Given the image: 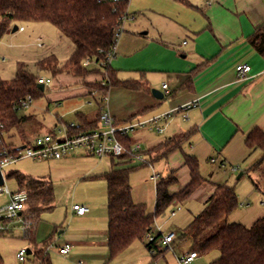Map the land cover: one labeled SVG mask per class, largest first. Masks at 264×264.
<instances>
[{
	"label": "crops",
	"instance_id": "0c3cea01",
	"mask_svg": "<svg viewBox=\"0 0 264 264\" xmlns=\"http://www.w3.org/2000/svg\"><path fill=\"white\" fill-rule=\"evenodd\" d=\"M126 14L110 67L117 80L135 81L141 87L113 86L114 89L110 90V108L115 124L146 121L196 101L195 106L175 112L163 132L146 125L141 127L146 130L145 135L134 139L128 136V139L132 144L142 141L152 161L165 159L164 166L168 169L164 177L173 176L177 181L170 186L171 193L181 190L190 180L189 170L184 165L185 155L193 156L197 161L206 160L224 171V174L208 172V175L203 172L204 181L186 201L173 204L197 207L195 211L202 207L190 216L189 224L203 210L217 184L230 185L227 175L237 171H231L230 167L227 169L226 162L242 161L256 150L246 146L247 133L254 127L264 132V56L249 43L255 30L264 24V0H129ZM242 63L249 64L251 70L244 78H239L236 66ZM72 77L82 84L81 90L74 95H88L96 101V94L86 83L98 81V73ZM163 84H166V89H163ZM154 88L163 93L162 99L153 96ZM34 121H37L35 115ZM180 138L183 141L179 148L166 151L168 147L163 143ZM79 153L80 157L54 160L53 164L90 161L93 167L86 169L84 166L86 170L77 176L103 181V195L84 202L82 205L88 211L83 215L75 214L71 207L66 209L70 214L69 226L58 234H61L60 246L69 243L70 250L65 255L58 252L57 255L72 264L79 260L85 264H116L122 254L110 259L107 182L102 175L116 168L131 167L125 166L131 159L110 157V160L100 158L96 161L82 157L93 156L91 154ZM221 163L225 166L221 167ZM159 175L162 176L161 173ZM33 177L51 182L46 176ZM52 194L54 203V192ZM154 205L155 198L153 210ZM146 214L154 213L146 211ZM23 215L31 217L26 213ZM32 220L30 231L34 242L24 236L33 244L34 252L40 246L35 242L39 234V216ZM74 223L80 227L73 228ZM131 248L133 255L140 250L143 253L144 249L149 251L144 240L133 241L127 249ZM26 250L33 254L30 249ZM33 262L37 264L35 258Z\"/></svg>",
	"mask_w": 264,
	"mask_h": 264
},
{
	"label": "trees",
	"instance_id": "16d2710c",
	"mask_svg": "<svg viewBox=\"0 0 264 264\" xmlns=\"http://www.w3.org/2000/svg\"><path fill=\"white\" fill-rule=\"evenodd\" d=\"M126 6V0H0V37L11 31L18 22L47 21L73 44V51L65 68L72 70L74 76H85L90 72L100 76L98 81L86 83L90 90L101 94L113 86L139 89L141 85L138 82L117 80L110 66L103 72L88 70L81 65L83 59L100 56L99 50H107L112 45L115 30L120 17L126 12ZM249 43L264 56V24L255 30ZM37 65L41 70L51 71L53 74L62 71L53 56L39 60ZM105 73L106 78L103 77ZM101 79L107 80L105 86L100 84ZM36 80L33 74L22 67L10 81L0 79V159L4 151L14 154L23 145L31 142L24 134L25 127L33 120V116L19 114L14 105L26 95H31L33 99L40 95ZM77 116L78 123L72 132L94 130L99 122V108L92 116ZM14 136L20 137V146L6 141V138ZM119 140L127 149L133 145L128 135L120 136ZM182 141V138L169 140L163 145L168 147L166 151H170L179 148ZM245 144L251 150L260 149L263 152L262 158L249 169L256 171L264 161L262 129L254 127L249 131ZM118 158L131 159L126 153ZM184 165L189 170L190 180L178 192L171 193L169 190L170 186L177 182L173 176L160 177L156 183L153 215H147L145 206L132 200L129 183L132 167L116 168L102 175L107 182L110 259L117 257L133 241L144 240L145 233L152 228L155 216L164 212L170 205L185 202L204 181L195 157L185 155ZM5 178H14L18 189L26 191L28 200L24 213L32 218L36 219L43 210L53 207V188L49 180L34 178L18 171L7 173ZM237 205L234 188L225 183L217 184L214 192L205 201L203 210L183 229L180 238L190 240L191 249L198 254L218 250L219 257L212 264H264V215L249 227L230 222L229 216ZM30 230L31 228L25 232V236L30 242H34ZM144 242L153 257L168 249L161 245L160 232L154 233L152 242ZM33 255L37 264H52L46 248L42 245ZM0 264H3L1 256Z\"/></svg>",
	"mask_w": 264,
	"mask_h": 264
},
{
	"label": "rangeland",
	"instance_id": "374dc122",
	"mask_svg": "<svg viewBox=\"0 0 264 264\" xmlns=\"http://www.w3.org/2000/svg\"><path fill=\"white\" fill-rule=\"evenodd\" d=\"M127 1L129 2V0ZM16 26L18 28L23 27V30L8 31L0 37V79L10 81L21 67L36 78H49L51 83L43 87L40 95L33 99V102L26 110H19L18 113L35 115L37 118V121L33 122L32 120L25 127L24 135L29 140L32 141L36 135L48 133L52 130L55 131L57 136H61L57 129H62L71 123L76 124L78 122V114L95 113L98 110L96 101L99 103L101 96L96 94L97 98L95 101L88 95H74L81 90L82 84L72 79V70L68 71L65 68L68 64L73 44L53 24L47 21H23L18 22ZM51 56H53L56 65L62 68L60 73L53 74L51 71L41 70L38 67L37 63L39 60ZM87 69L91 70L92 67ZM111 89L114 88L112 87L108 90L107 105L112 116L110 108ZM95 130L98 132L105 131L107 127L98 124ZM145 133L146 130H142L140 127L129 131L127 135L129 138H136L145 135ZM6 141L13 142L17 146L22 143L19 136L6 138ZM134 144L140 147L142 160L144 161L131 158V161L125 165L133 168L129 176L132 200L135 203L144 204L146 211L152 214L154 213L153 204L155 198V184L151 179L153 170L161 173V177H164L168 168L164 166V158L153 161L150 159L149 154L146 152L147 146L142 141ZM79 152L62 160L80 157ZM262 155V151L256 149L242 161L226 162L227 169L230 166L238 167L237 173L227 175L229 176L227 181L234 188L238 200L237 207L231 212L229 217L231 222L249 227L256 219L264 215V161L258 170H249L262 158ZM82 157L96 161L100 159L96 156L83 155ZM102 159L110 160V157H102ZM53 162L54 160L32 161L30 159H21L8 166L5 169V175L11 171H18L32 177L37 175L50 178L53 185L54 205L52 209L43 210L39 214L38 237L40 235L41 238L38 239L36 237L35 242L47 249L52 264H72L69 260L67 261L57 255L60 247L59 238L61 237L58 232L67 229L69 226L70 214L66 213V209L69 210L74 204L82 205L88 200L101 197L103 195V185H101L103 181L96 178L83 179L84 176H77L79 172L93 167L90 161L77 164L70 162L64 165H54ZM198 164L201 175L203 172L206 175H208V172L224 174L223 170H218L214 166L215 164L213 165L206 160H200ZM84 166L86 169H84ZM241 172L243 175L236 180V177ZM4 185L11 192L18 190L14 178H5ZM106 194L107 189L105 191ZM8 200L7 195H0V210L4 208ZM195 208L197 207L170 205L164 212L154 217L153 226L162 233V236L168 232H173L175 235V243L170 245L164 253L156 254L157 256L153 257L150 251L144 249L145 253L140 250L133 255L131 254L132 248L127 249V247L121 252L122 255L117 259L116 264H179L177 258H180L183 253L189 252L192 248L190 240L180 239L179 236L188 221H190V216L195 215L202 209L201 207L198 211H195ZM172 211L175 212L174 215H171ZM9 225L8 232L0 233V256L3 264H34L33 254H27L24 261H19L16 256L20 249H30L33 253V244L24 236L23 217L11 220ZM72 226L76 229L80 227L75 223ZM218 257L219 251L212 250L206 254H199V258L191 264H212Z\"/></svg>",
	"mask_w": 264,
	"mask_h": 264
},
{
	"label": "built area",
	"instance_id": "2783aa9c",
	"mask_svg": "<svg viewBox=\"0 0 264 264\" xmlns=\"http://www.w3.org/2000/svg\"><path fill=\"white\" fill-rule=\"evenodd\" d=\"M108 1V0H99ZM113 2L119 0H111ZM127 18L126 12L120 17L119 24L114 33L113 43L107 50H99L100 56L87 57L81 62L82 67L89 68L92 67L94 70H99L105 72V69L110 66L112 59L115 56V46L119 39V36L123 29V23ZM18 31H22L23 27L17 28ZM251 70V67L247 63H242L236 66V72L239 78H244ZM103 77H107L106 73ZM107 80L101 79L100 84L102 86L106 85ZM37 85L42 84L43 87L51 83L49 78L38 77L36 80ZM163 89H166V84H163ZM96 94V91H92ZM108 91L101 93V99L99 102V125L106 126L107 130L98 132L95 129L84 131L80 133L72 132L75 124L64 126L62 129H57V132L61 136H57L54 130L48 133H43L36 135L29 144L23 145L16 153L10 154L6 151L2 153L0 159V174L3 183L0 185V195L5 194L8 196L9 200L7 204L0 210V233L9 231V222L13 219H21L23 217L24 232L31 228L33 225V220L31 217L23 215L26 210L28 195L25 190H17L16 192H11L5 185V169L14 164L21 159H30L32 161H48V160H59L68 156H71L79 151L86 152L93 156L102 157H113L117 158L123 154H128L130 158L142 160V151L138 145L133 144L130 148H126L119 140L120 136L127 135L129 131H133L140 127L146 125H151L157 132H163L167 121L173 116L175 112L182 111L189 108L190 106H195L196 101L191 104H184L177 108H173L168 112H165L159 116L151 118L146 121H133L128 122L123 125H117L114 122L113 116L110 115L107 100ZM33 102V97L31 95H26L23 99L19 100L14 106L17 110H26ZM56 127V126H55ZM214 161V160H212ZM221 167L225 166V163L220 164ZM231 171H237V166H230ZM151 179L156 184L160 179L159 173L153 170ZM71 210L77 215H83L88 211V208L83 205L74 204L71 206ZM175 212L172 211L171 215ZM160 232L152 225V228L147 231L144 235V240L147 242H152L154 240V233ZM161 233V232H160ZM175 235L173 232H168L162 236L161 233V245L169 248L174 242ZM47 250V249H46ZM70 250V244L65 243L59 247L58 253L65 255ZM27 255L26 249H20L17 253V259L19 261H24ZM199 257L197 251L190 250L185 252L178 259L179 264H191ZM77 264H85L83 261L79 260Z\"/></svg>",
	"mask_w": 264,
	"mask_h": 264
},
{
	"label": "water",
	"instance_id": "95a60500",
	"mask_svg": "<svg viewBox=\"0 0 264 264\" xmlns=\"http://www.w3.org/2000/svg\"><path fill=\"white\" fill-rule=\"evenodd\" d=\"M17 30V26L15 25L13 28H12V32L16 31ZM37 88L42 91L43 90V85L42 84H38L37 85ZM152 94L155 98L157 99H162L163 98V93L159 90H156V89H153L152 90ZM241 176V173L238 174L237 178H239ZM3 183V180L1 178V174H0V185ZM29 250H27V254H29Z\"/></svg>",
	"mask_w": 264,
	"mask_h": 264
}]
</instances>
